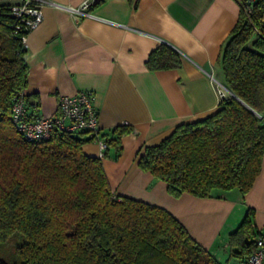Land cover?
Returning <instances> with one entry per match:
<instances>
[{
	"label": "trees",
	"instance_id": "trees-1",
	"mask_svg": "<svg viewBox=\"0 0 264 264\" xmlns=\"http://www.w3.org/2000/svg\"><path fill=\"white\" fill-rule=\"evenodd\" d=\"M237 2L217 59L229 95L213 113L178 124L139 155L140 168L165 181L174 197H208L216 188L245 193L260 171L264 123L254 111H264V0ZM14 22L10 5L0 0V242L23 235L17 260L0 258V264H229L166 208L115 194L102 158L82 148L90 138L53 129L44 140L28 141L15 128L11 106L27 85L28 67L27 31ZM145 64L169 69L181 60L160 43ZM130 130L122 124L103 132L105 156H118L121 136ZM254 234L247 215L229 233L239 262L253 249Z\"/></svg>",
	"mask_w": 264,
	"mask_h": 264
},
{
	"label": "crops",
	"instance_id": "crops-1",
	"mask_svg": "<svg viewBox=\"0 0 264 264\" xmlns=\"http://www.w3.org/2000/svg\"><path fill=\"white\" fill-rule=\"evenodd\" d=\"M85 2L88 14L75 20L70 9ZM41 10L42 21L25 40L28 117L56 114L61 95L92 91L102 132L131 127L118 156L102 158L112 191L166 208L217 260L236 264L229 233L245 215L255 234L264 227V153L245 193L216 188L208 197L172 196L138 159L144 146L158 144L178 124L213 113L219 86L229 95L217 59L237 0H44ZM160 43L179 54V67L147 68ZM82 148L98 155L94 141Z\"/></svg>",
	"mask_w": 264,
	"mask_h": 264
},
{
	"label": "built area",
	"instance_id": "built-area-1",
	"mask_svg": "<svg viewBox=\"0 0 264 264\" xmlns=\"http://www.w3.org/2000/svg\"><path fill=\"white\" fill-rule=\"evenodd\" d=\"M10 5V13L14 16L13 26L18 29L23 27L27 33L34 29L42 21L41 5L44 0H2ZM88 3L80 7L71 8L72 17L77 20L82 15H87ZM22 36L26 48V35ZM219 94L223 96L225 91L218 87ZM261 117V114L254 111ZM11 120L15 128L28 141H41L48 138L53 129L65 132H75L80 136L90 138L99 146V157H105L108 146L103 136L99 123L97 107L94 103V95L90 90L80 89L72 94L61 95L58 99L57 113L54 115H40L29 118L26 112L24 92H17L11 106ZM244 264H264V227L254 237L253 249L245 257Z\"/></svg>",
	"mask_w": 264,
	"mask_h": 264
},
{
	"label": "rangeland",
	"instance_id": "rangeland-1",
	"mask_svg": "<svg viewBox=\"0 0 264 264\" xmlns=\"http://www.w3.org/2000/svg\"><path fill=\"white\" fill-rule=\"evenodd\" d=\"M23 241V235L19 232L11 235L6 240L0 242V258L6 262H14L17 260L16 248ZM236 264H240L239 260H232Z\"/></svg>",
	"mask_w": 264,
	"mask_h": 264
}]
</instances>
